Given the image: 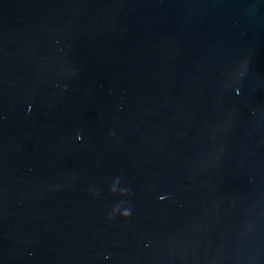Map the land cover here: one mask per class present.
I'll list each match as a JSON object with an SVG mask.
<instances>
[{
	"label": "water",
	"instance_id": "1",
	"mask_svg": "<svg viewBox=\"0 0 264 264\" xmlns=\"http://www.w3.org/2000/svg\"><path fill=\"white\" fill-rule=\"evenodd\" d=\"M0 264H264V0H0Z\"/></svg>",
	"mask_w": 264,
	"mask_h": 264
},
{
	"label": "clouds",
	"instance_id": "2",
	"mask_svg": "<svg viewBox=\"0 0 264 264\" xmlns=\"http://www.w3.org/2000/svg\"><path fill=\"white\" fill-rule=\"evenodd\" d=\"M129 214H130L129 212L125 213V215H129Z\"/></svg>",
	"mask_w": 264,
	"mask_h": 264
}]
</instances>
